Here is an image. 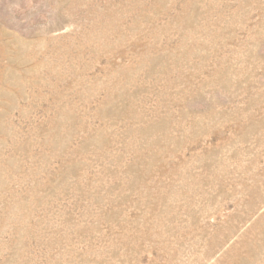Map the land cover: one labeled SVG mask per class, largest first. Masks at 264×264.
Returning <instances> with one entry per match:
<instances>
[{"label": "rangeland", "instance_id": "obj_1", "mask_svg": "<svg viewBox=\"0 0 264 264\" xmlns=\"http://www.w3.org/2000/svg\"><path fill=\"white\" fill-rule=\"evenodd\" d=\"M0 264H264V0H0Z\"/></svg>", "mask_w": 264, "mask_h": 264}]
</instances>
